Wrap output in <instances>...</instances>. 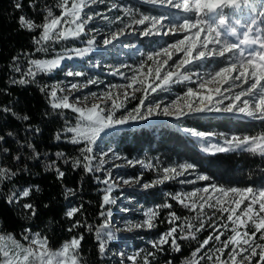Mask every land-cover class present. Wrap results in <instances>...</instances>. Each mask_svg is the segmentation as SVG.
Instances as JSON below:
<instances>
[{
	"label": "snow or ice",
	"instance_id": "6c2138e0",
	"mask_svg": "<svg viewBox=\"0 0 264 264\" xmlns=\"http://www.w3.org/2000/svg\"><path fill=\"white\" fill-rule=\"evenodd\" d=\"M142 2L175 9L183 15L174 21L167 14L150 16L128 7L121 8L115 0H57L54 6H43L42 23L37 24L24 15L19 17L18 23L22 29L30 32L39 30V35L32 36L34 53L55 51V45L82 39L86 46L65 47L51 59H34L33 53L22 51L20 56H13L9 65L11 73H20L19 79L9 77L12 85L38 84V75H50L63 66V61L86 59L91 53L119 44L125 36L177 37L159 50L146 54L136 67L128 64H91V67L102 68L110 75H119L125 81L123 84L107 85L106 90L99 93H84V89L100 83L99 79L88 77L84 71L68 70L65 76L73 80L39 85L53 114L63 120V126L54 139L72 144L79 153L75 157L63 152L55 153L56 160H45L46 170H54L57 179L62 180L65 172L57 164V161H62L64 165L71 164L73 171L83 168L85 174L92 175L98 183L105 185L98 213L100 223L89 224L86 219L76 220L67 230L72 232L86 227L87 232L94 233L102 264L106 259L115 261V264H155L157 256L165 252V245L169 246V251L179 254L182 246L178 241H198V234L207 225L211 229L209 235L198 242V247L191 251L190 257L182 264H264V243L260 242L264 241V187L219 186L210 182L212 178L209 175L198 173L197 165L190 162L164 168L163 175L151 182L141 183L142 176L116 178L112 169L121 165L111 164L106 167L112 160L124 159L128 166L140 164L150 170H155V166L141 160H128L111 146L105 148L102 144L104 136L117 129L134 123H145L159 116L175 121L190 116H232L264 124V11L259 10L264 9V0H260L259 8L255 0H243V5L238 0ZM37 3L38 0H33L29 7L35 10ZM99 4H108L107 10L96 11L93 6ZM14 7L21 9L20 0H16ZM54 8L60 11L59 15L54 14ZM114 10L123 11V16L108 15ZM253 11L256 12L255 16H252ZM240 13H246L250 19L242 21ZM97 20L115 25L116 28L102 34L94 26ZM98 36L101 39L98 40ZM122 47L133 49L136 45L123 43ZM21 56L27 60L26 69L21 66ZM209 59L218 61V67L205 73L190 72V65ZM123 68L132 74L127 75L121 71ZM77 77L87 78L80 81L75 79ZM185 82L193 83L196 87H187L182 95L165 103L161 93H170L173 85ZM214 84L220 86L210 87ZM90 98L94 102L89 103ZM133 102H136L134 106L129 107ZM0 112L12 114L25 122L30 119L27 114L21 118L11 106H0ZM180 130L192 137L204 154L215 155L239 149L264 157V134L241 137L189 127ZM25 132L39 134L40 129L29 125ZM7 136L15 140L21 149L30 150L31 154L27 157L29 160L41 159L42 154L33 143L17 139L12 132H8ZM3 142L4 136H0V153L9 154L10 149L2 147ZM43 155L47 157L48 154ZM22 156L23 152H20L13 159L19 162ZM21 172L27 173L28 166L12 169L0 164V185L13 181ZM97 173H103V179ZM172 180L181 185L196 184L198 181L209 183L191 191L165 192L164 203L151 208L143 209V205L137 202V209H143L144 219L137 222L128 220L123 227L116 226L111 206L117 204L118 198L112 193L122 190L121 184L128 188L139 186L147 191ZM33 190L38 192L39 186L29 185L17 189L13 185L5 202L9 206L19 204ZM75 195L76 190L65 188V199ZM168 198L194 215L180 217ZM22 207L30 210L31 217L36 216V208L32 203H25ZM83 207V204L70 207L65 217L72 219L77 213L83 214ZM164 209L169 210L166 216L169 227L158 239L148 241L151 250L138 249L129 254L123 250L112 251L109 247L110 242L117 238V232L133 233L156 228L160 212ZM131 210L130 206L121 208L123 212ZM226 232L231 234L221 240ZM20 235L21 239L17 240L15 234L5 232L0 225V264H84L86 260L80 251L83 233L73 236L56 250L49 247L46 235L33 233L31 228H25ZM211 242H214L212 247H208ZM167 264H173V260H168Z\"/></svg>",
	"mask_w": 264,
	"mask_h": 264
},
{
	"label": "trees",
	"instance_id": "16d2710c",
	"mask_svg": "<svg viewBox=\"0 0 264 264\" xmlns=\"http://www.w3.org/2000/svg\"><path fill=\"white\" fill-rule=\"evenodd\" d=\"M16 0H0V106H11L13 111L21 118L27 114L30 119L23 121L15 118L12 114L0 112V136H4L2 147L10 149L9 154L0 153V164L16 169L28 166V172H21L13 181L0 185V225L7 233L15 234L17 240L21 239V233L25 228H31L32 232H40L49 239L51 249H59L61 245L69 241L73 236L83 233L84 239L81 242L80 251L86 258L84 264H102L98 257V242L95 240L94 233L86 231V227H80L72 232L67 229L76 220H87L89 224H99L100 205L105 185L98 183L92 175L85 174L83 168L76 171L72 170L71 164L64 165L62 161H57L58 166L65 172L62 180L57 179L56 172L46 170L45 160H56L55 153L63 152L68 156L75 157L79 155L76 147L70 143L57 142L54 137L58 130L63 126V120L53 114L48 99L44 93L39 90V85L51 84L52 75L40 74L37 76L38 84L20 85L10 84V76L19 79L20 73H11L9 65L13 56H20L22 51L33 53L34 59H51L57 52L69 45H55V51L48 53H34L32 36L39 35V30L30 32L22 29L18 23L19 17L24 15L27 19L34 20L37 24L42 23L44 12L42 8L45 4L54 6L57 0H38L35 10L29 7L33 0H20L21 9L14 7ZM259 8L260 0H255ZM264 11V9H259ZM54 14L59 15L60 11L54 8ZM242 21L249 20L246 13H240ZM256 12L253 11L252 16ZM255 27V26H254ZM76 44V43H75ZM111 62L110 59H108ZM79 63L84 62L78 59ZM212 65H208L211 70L218 67L219 62L210 59ZM22 68H27V60L21 56ZM86 68L88 66L86 65ZM96 75L107 79L108 76L96 72ZM6 90V94H5ZM31 125L33 128H39V134L26 133L25 128ZM179 125L180 127H178ZM182 127L196 128L202 131H214L237 136H257L264 134V124L260 121L243 119L241 117L220 116V117H188L178 122H166L159 127L140 126L136 129L122 130L116 137L109 140L110 144L120 154L131 157L135 153L148 152L160 162L161 167H170L177 163L190 162L197 165L196 171L200 174H207L211 183L219 186L245 188L253 186L255 188L264 187V157L259 154L253 155L251 152L243 150H233L215 155L204 154L194 139L180 130ZM157 129V134L153 131ZM8 132L15 134L21 141L31 142L40 152V160H29L27 157L31 154L27 148L21 149L19 145L7 136ZM108 135H105L106 138ZM23 152L19 162L14 161L16 154ZM47 153V157L43 154ZM103 178V173H97ZM206 183H209L206 181ZM16 186L17 189L27 188L29 185H38L39 191L33 190L28 198L20 200L19 204L9 206L5 202V197L10 194V189ZM65 188L76 190L75 196H69L65 199ZM179 186L175 183L165 182L147 191H135L143 193V200L146 202L162 204L166 197L165 192L175 193ZM162 192V193H161ZM173 205V210L180 217L194 215L187 209L182 208L175 201L168 198ZM32 203L36 208V216L31 217L30 210H24L23 204ZM83 204V214L77 213L72 219L65 217V212L72 206ZM45 205H48L45 207ZM168 209L161 212V221L158 229H168L169 225L165 223L164 216H167ZM209 214H211L209 212ZM219 215V214H217ZM227 214H225L226 216ZM211 231L205 227L198 234V241L181 240L178 243L182 246L179 254L169 251L166 245V251L162 255V260L167 264L168 260H173V264H182L186 258L190 257L191 251L198 247V242H202ZM230 232L221 237V240L227 238ZM24 243V241H21ZM211 242L208 247H212ZM255 259H258L255 258ZM107 260V259H106ZM104 260L103 264H108Z\"/></svg>",
	"mask_w": 264,
	"mask_h": 264
},
{
	"label": "rangeland",
	"instance_id": "374dc122",
	"mask_svg": "<svg viewBox=\"0 0 264 264\" xmlns=\"http://www.w3.org/2000/svg\"><path fill=\"white\" fill-rule=\"evenodd\" d=\"M115 2L123 7H128L131 9H135L138 13H142L145 15H150V16H159L162 14H167L172 20L178 21L180 19V16L183 15L182 12H179L178 10L171 9L168 7L160 6V5H152L148 3L142 2V0H115ZM96 11H101L105 12L107 10L108 4H99L96 6H93ZM108 15L115 17V16H123V11H112L108 13ZM93 25H90L92 27ZM95 27H98L101 31L102 34L109 32L110 30H115L116 26L115 25H110L107 24L106 22L97 20L95 22ZM254 27V26H253ZM182 38V36H181ZM97 39H101L100 36L97 37ZM177 37L173 36H155L152 38H144L141 36H125L121 38V42L119 44H115L114 46H109L106 50L103 51H97L95 53L89 54V56L84 60V62L79 63L78 59H71V60H65L63 61V66L51 73L52 75V82L51 84L55 83L56 81H69L73 80L74 78L72 77H66L65 72L68 70H75V71H84L87 73L88 77H92L93 79H99L100 83L98 85H91L89 88L84 89V93L87 92H101L103 90H106V86L110 84H123L125 81L119 76H113L108 73V71L102 69V68H93L90 65L94 63H99L101 65H114V66H119L120 64H128L132 65L133 67L138 66L139 62L145 58L146 54L154 52L159 50L160 48L166 46L168 43L173 42ZM76 43V44H75ZM123 43H129V44H135L136 47L133 49L129 48H124L122 47ZM71 46L67 47H79L83 48L85 47L84 40H77V41H72L68 43ZM65 44V45H68ZM60 52V51H59ZM111 62H109V60ZM210 60V59H209ZM209 60H205L199 64H193L190 65V72L191 73H205L207 71H211L210 67L208 65H212ZM151 63V62H149ZM86 65L88 68H86ZM121 71H124L127 75H131L132 73L127 69L123 68ZM96 72L103 73L104 75H107L108 78L104 79L103 77H100L96 75ZM87 77H77L75 78L76 80L83 81ZM196 77L193 76V80H195ZM50 84V85H51ZM220 86L219 84H214L210 85V87H218ZM187 87H193L195 88L196 85L190 82H185L182 84H176L172 86V90L170 93H161V98L167 103L171 99H174L177 95H182L184 91H186ZM224 87H227V85H224ZM122 91V90H121ZM77 95H82V93H77ZM139 95V94H138ZM94 102L92 98H90L89 103ZM138 102V101H136ZM136 102H133L132 104H129V107H133ZM178 122L175 120H172L168 117L164 116H159L151 119L148 122L145 123H134L131 124L130 126L117 129L114 133H109V136L106 138H103L102 144L105 148L108 146H111L108 144L109 140L113 137H116L119 133L122 132V130H130V129H136L137 127L140 126H145V127H159L162 126V124L166 122ZM153 134H157V129L153 131ZM111 148H113L111 146ZM114 149V148H113ZM115 150V149H114ZM117 151V150H116ZM118 152V151H117ZM119 153V152H118ZM120 154V153H119ZM122 157H126L128 160H141L144 161L145 163H152L155 166V170H150L148 168L141 167L140 164H136L134 167L128 166L126 163V160L121 159V160H112L110 161L109 165H106V167H110L111 164H119L121 165L119 168H113V176L116 178L119 177H124V178H135L137 176H142V181L141 183L145 182H151L158 177L163 175L162 170L165 167H161V164L159 161L154 159L150 153L148 152H141L137 155L135 153L131 157H127L125 155L120 154ZM178 164L172 165L170 167H174ZM166 167V168H170ZM97 175V174H96ZM192 178V177H189ZM103 179V178H101ZM182 179V177H181ZM170 183H175L176 185L179 186L177 191H191L193 188H200L204 184H206V181H198L196 184H186V185H181L178 183L176 180L172 181H167ZM121 189L116 192H113L112 195L114 197H117V204L111 206L113 209V218L115 221V224L117 227H123L124 222L131 220L133 222L141 221L144 219L142 215L143 209L151 208L157 205L156 203H151V202H146L143 200V193H136L137 191H145L142 190L139 186H136L135 188H128L126 186H123L121 184ZM136 191V192H135ZM176 191V192H177ZM162 193V192H161ZM131 202V204H130ZM143 205V209H137L136 204ZM125 206H130L131 211L129 212H123L121 211V208ZM107 207V206H106ZM161 213L159 215V218L157 220V227L154 229H158L161 224ZM165 223L166 222V216H164ZM167 229H160L159 231H139V232H133V233H128V232H117L116 233V239L112 240L110 242L109 247L112 249V251L116 250H123L128 252L129 254L133 253L134 251L138 249H145L151 250V245L148 243V241H153L158 239L159 235L163 232H165ZM140 237H143L141 239ZM261 243H264V241H260ZM26 243V242H24ZM165 251H166V245L164 246ZM56 250V249H54ZM259 251V250H258ZM165 253V252H164ZM159 254L155 260V264H166L162 260V255L164 254ZM118 259V258H117ZM108 264H115V261H109L106 260Z\"/></svg>",
	"mask_w": 264,
	"mask_h": 264
}]
</instances>
